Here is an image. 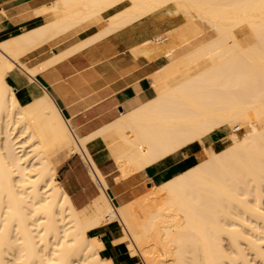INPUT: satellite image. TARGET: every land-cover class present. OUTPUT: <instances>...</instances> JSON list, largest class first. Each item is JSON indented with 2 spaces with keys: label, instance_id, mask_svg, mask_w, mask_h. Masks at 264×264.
<instances>
[{
  "label": "bare ground",
  "instance_id": "bare-ground-1",
  "mask_svg": "<svg viewBox=\"0 0 264 264\" xmlns=\"http://www.w3.org/2000/svg\"><path fill=\"white\" fill-rule=\"evenodd\" d=\"M166 14L182 20L128 49L159 63L149 74L153 96L89 135L46 90L23 101L6 80L16 69L33 80L109 33ZM86 22L105 24L40 64L22 60L84 33ZM207 28L214 34L203 35ZM215 130L224 137L213 142ZM97 136L116 180L178 153L191 161L115 205L86 146ZM74 153L99 190L82 207L57 179L60 158ZM104 224L118 227L114 243L142 264H264V0H58L43 23L0 40V264H113L88 235Z\"/></svg>",
  "mask_w": 264,
  "mask_h": 264
},
{
  "label": "crops",
  "instance_id": "crops-1",
  "mask_svg": "<svg viewBox=\"0 0 264 264\" xmlns=\"http://www.w3.org/2000/svg\"><path fill=\"white\" fill-rule=\"evenodd\" d=\"M57 1L0 0V40L43 23L48 6ZM8 10L10 12L14 10L15 12L8 14ZM96 30L97 26H91L85 28L84 33L81 31L76 35L73 34L65 38H55L44 44L35 53L28 54L22 60L30 66L40 64L53 54H57L84 40ZM157 32L159 33L158 28L153 21L150 18H145L117 32L109 33L96 41L97 43L93 42L92 45L89 44L82 48L83 51L81 49L56 62L38 72L33 80H29L19 70L7 76L6 80L16 89L17 94L23 101H28L31 93L36 89L46 90L55 102L57 101L56 103L59 104V108L61 107L62 114L69 119L78 134L86 136L114 120L121 111L153 96L154 89L151 86L149 74L155 70L157 62L155 59H149L143 54L134 56V53H131L128 49L134 43L155 38ZM113 34H115V37L112 36ZM33 57L34 59H32ZM223 137L224 134L221 130L210 133L213 142ZM101 138L100 136L93 138L88 141L86 146L107 182L108 187L105 191L113 204L116 193L132 196L134 192L142 191L143 182L159 184L187 168L191 161L190 158L178 153L165 162L146 166L141 173L129 174L116 180L115 178L119 175L120 170L110 156L104 139ZM56 169L58 181L69 194L76 207L89 204L99 194L98 186L89 176L85 163L78 153L60 159ZM111 195L113 196L111 197ZM118 196L121 200H125L122 195ZM104 225L91 229L88 235L98 237L102 241L101 254L106 258H110L114 262L113 264H130L124 245L114 243V239L119 235L120 230L114 225Z\"/></svg>",
  "mask_w": 264,
  "mask_h": 264
},
{
  "label": "rangeland",
  "instance_id": "rangeland-1",
  "mask_svg": "<svg viewBox=\"0 0 264 264\" xmlns=\"http://www.w3.org/2000/svg\"><path fill=\"white\" fill-rule=\"evenodd\" d=\"M165 10V9H164ZM108 12H104L103 14H102V16H105L106 14H107ZM179 15V16H178ZM178 15H175V14H166L165 16H163V17H160V18H150V20H152L153 21V23L156 25V27L158 28V31L160 32V29H161V27H163V26H168V23H172V24H175V23H177L178 21H180V20H182V15L181 14H178ZM91 22H86L85 24L87 25V27L86 28H89V27H91V26H96L95 24H90ZM84 24V25H85ZM105 24V22H102V23H100V24H98L97 25V28L98 27H100V26H102V25H104ZM90 25V26H89ZM214 33H213V31H212V29H210V28H207L205 31H204V33H203V35H206V36H208V35H213ZM159 66V63H157V67ZM18 69H16V71H17ZM16 91V90H15ZM17 92V91H16ZM78 133V132H77ZM195 156L196 157H198L199 159L198 160H200L201 159V157H202V151H201V149H199V148H197L196 149V151H195ZM64 158H66V157H64ZM60 159H63V157H61ZM85 163V162H84ZM86 166V170H88L87 168V165H85ZM57 170V169H56ZM57 179H58V173H57ZM59 180V179H58ZM151 184L150 183H145V182H143L142 183V186H143V189H142V191L141 192H134L133 194H132V196H129V195H124V194H117L116 193V198H114L113 199V202H114V204L115 205H118L119 203H121V202H125V201H127V200H131L132 198H134L135 196H137V195H139L140 193H142L145 189H147V187H149ZM118 195H122L124 198H125V200H121L120 199V197L118 196ZM113 195H111V197H112ZM118 203V204H117ZM115 226V225H114ZM124 245V248H125V252H126V256L129 258V263L130 264H137V262L139 263V264H142L141 263V261H140V259H139V257H136L135 258V260L134 259H132L130 256H129V254H128V252H127V249H126V247H125V244H123Z\"/></svg>",
  "mask_w": 264,
  "mask_h": 264
}]
</instances>
